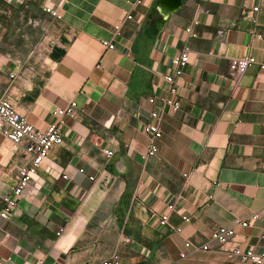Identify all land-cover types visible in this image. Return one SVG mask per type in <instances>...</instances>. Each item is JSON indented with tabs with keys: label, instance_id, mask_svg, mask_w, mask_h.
I'll list each match as a JSON object with an SVG mask.
<instances>
[{
	"label": "crops",
	"instance_id": "0c3cea01",
	"mask_svg": "<svg viewBox=\"0 0 264 264\" xmlns=\"http://www.w3.org/2000/svg\"><path fill=\"white\" fill-rule=\"evenodd\" d=\"M135 1L1 0L0 96L38 130L70 102L79 113L0 222V264H244L233 249L264 253V0ZM185 49L180 108L155 121ZM246 56L256 65L231 79L230 60ZM153 123L162 136L144 161ZM27 160L0 134V206ZM169 204L181 233L159 224ZM218 228L235 235L219 245Z\"/></svg>",
	"mask_w": 264,
	"mask_h": 264
},
{
	"label": "built area",
	"instance_id": "2783aa9c",
	"mask_svg": "<svg viewBox=\"0 0 264 264\" xmlns=\"http://www.w3.org/2000/svg\"><path fill=\"white\" fill-rule=\"evenodd\" d=\"M141 0H136L134 4H140ZM1 8V0H0ZM257 11V8H254ZM44 12L49 15L51 19L59 20V11L47 7ZM132 20V15L128 14L114 24V35L117 36L123 27V25ZM190 33V30H187ZM195 37V35H191ZM102 46L107 50L114 49V43L103 41ZM189 63V51L188 49L183 50L179 55L172 58L171 66L172 73L165 77V81L168 84L167 96L161 99L159 108L151 112V118L158 121L160 118V112L165 110H170L172 112H177L180 108V103L177 100L179 93V84L184 74V70ZM256 65V61L253 57L246 56L237 59H232L229 62V74L230 78L233 80H238L245 72L252 66ZM264 69V65L260 66ZM10 78H14L10 75ZM79 109L76 102H70L63 108H57L52 112L54 122L49 124L46 130H38L33 125H31L23 116H21L14 108L13 104L5 97L0 96V134H2L8 141L13 145L19 147L24 155L28 157L27 162L18 169V174L15 179V185L11 189L10 193L2 198V205L0 206V222L8 221L11 214L17 207L19 198L22 197L25 190L29 186L33 179V176L38 172V170L43 166L46 159L50 155L51 151L60 147L64 143V133L63 129L65 126L66 119H75L78 116ZM145 133L150 138V143L147 147L146 153L142 157L144 161H147L156 156L158 149L155 144L162 136L161 131L157 123L147 125L145 128ZM113 155L110 151H105V156L111 158ZM83 173L82 170L79 171ZM66 178V177H64ZM94 181V178H90ZM174 211L172 204L167 206V212L162 214L159 218V224L161 226L169 227V230L175 233H181L180 228H172L168 224L169 216ZM258 216L254 215L251 217L252 220L257 219ZM183 222H189L187 217L182 218ZM236 225L241 228H247L248 222H236ZM61 232L57 233L60 235ZM235 235L233 229L218 228L211 232V241L216 242L219 245H224L228 243ZM264 235L262 236V239ZM186 249L193 250H208L207 245L194 246L191 241H186ZM231 257L237 258L244 264H264V253H255L252 249L241 250L239 248L233 249L230 254ZM181 258H185L186 254L182 253ZM23 264H42V262L29 263L24 262ZM99 264H120L117 256H113L106 259Z\"/></svg>",
	"mask_w": 264,
	"mask_h": 264
},
{
	"label": "water",
	"instance_id": "95a60500",
	"mask_svg": "<svg viewBox=\"0 0 264 264\" xmlns=\"http://www.w3.org/2000/svg\"><path fill=\"white\" fill-rule=\"evenodd\" d=\"M168 2H170V3L167 4L166 0H158V4L167 7V9L170 8V7L171 8H176V7H178L180 5L179 4V0H168Z\"/></svg>",
	"mask_w": 264,
	"mask_h": 264
}]
</instances>
